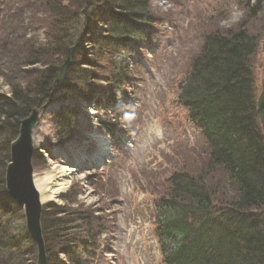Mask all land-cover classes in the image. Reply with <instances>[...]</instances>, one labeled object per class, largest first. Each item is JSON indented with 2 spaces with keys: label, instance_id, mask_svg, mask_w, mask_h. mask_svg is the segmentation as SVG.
Listing matches in <instances>:
<instances>
[{
  "label": "trees",
  "instance_id": "trees-1",
  "mask_svg": "<svg viewBox=\"0 0 264 264\" xmlns=\"http://www.w3.org/2000/svg\"><path fill=\"white\" fill-rule=\"evenodd\" d=\"M40 2L46 23H33L31 28L45 29L44 43L25 38L26 32L22 37L0 39L1 58L13 55L12 63L20 69L43 67L34 69L25 87L7 78L11 95L0 92V264H37L35 245L25 248L31 243L25 228L14 225L22 211L11 202L5 186L10 143L18 135L20 121L34 108L58 100L62 107L55 113L57 141L81 139L76 121L82 115L80 106L68 104L101 92L136 94L132 87L141 66L138 61L130 66L117 56L138 57L144 49L159 47L163 24L171 21L170 14L154 5L155 0ZM235 2L247 19L235 29L206 31L179 84L177 100L199 130L205 170L198 175L185 168L172 170L164 193L155 201V232L165 264H264V135L252 72L260 31H252L246 22L264 13V0ZM30 4L32 10L35 3ZM22 11L20 7L16 13ZM2 12L4 19L9 16ZM99 19L105 23V33L86 35L85 30ZM70 47H74L73 63L59 83ZM64 89L71 94L56 97ZM69 95L73 100L65 104ZM98 121L99 130L114 135L119 124L116 116L106 114ZM45 160L35 152V167ZM215 172L225 175L229 187L228 197L219 202L214 198L218 188L207 180ZM76 194L65 197L63 205L51 203L43 209L45 264H86L89 256L93 259L95 252L108 245L107 239H100L107 229L105 217L97 213L104 210L85 204L72 209Z\"/></svg>",
  "mask_w": 264,
  "mask_h": 264
},
{
  "label": "rangeland",
  "instance_id": "rangeland-1",
  "mask_svg": "<svg viewBox=\"0 0 264 264\" xmlns=\"http://www.w3.org/2000/svg\"><path fill=\"white\" fill-rule=\"evenodd\" d=\"M167 1L170 3L165 4L163 0L154 3L159 11L171 15L172 22L163 24L164 44L152 52L141 53L144 61L135 97L126 100L120 96L116 103H108L101 95L97 112L90 102L82 101L91 117L82 115L76 119L81 138L76 143H60L55 136L52 112L60 108L61 102L41 113L34 132L35 146L46 159L44 164L35 167L36 178L53 165L75 162L81 165V158L98 154L105 148L102 163L96 159V165L91 166L89 162L92 160L85 159L65 193L58 200L46 203L63 205L64 198L77 191L76 204H72V209L85 204L104 210V213H97L105 217L107 229L101 232L100 239H107L108 245L100 253L95 252L93 259L90 260L89 256L86 264H164L155 234V201L164 193L166 179L172 170L185 168L196 175L205 170L199 130L188 119L187 109L177 100L179 84L190 59L200 50L206 31L211 28L235 29L247 17L235 5V0ZM30 3H35L32 10ZM20 7L23 11L16 13ZM41 8L39 0H14L11 3L10 0H0V21L4 25L0 23V39L22 37L26 32L25 38L44 43L45 29L40 26L37 30L32 29L33 23H46V15L39 11ZM3 9L5 14H9L5 19ZM241 11L238 22L232 23V14ZM11 19L13 22H8ZM246 22L252 31H260L256 52L252 56V72L259 95L264 85V13ZM85 31L92 37L104 34L103 19ZM86 47L89 48L90 44ZM12 60L13 55L0 57V92L7 96L11 95L7 78L19 81L25 87L28 79L33 78L34 69L43 68L37 64L20 69ZM86 79L94 83L91 77ZM69 93V89H64L56 92V97ZM72 100L69 95L65 104ZM127 102L129 108L125 107ZM80 103L81 98L78 97L68 106ZM115 110L123 118L120 120L123 130L113 142L99 130L96 115L107 113L110 118ZM224 177L222 172L207 176V180L218 188L214 196L217 202L228 197L229 187ZM99 181L107 182V185ZM21 211L22 215L16 216L14 225L25 228L24 212ZM59 255L67 260L63 254Z\"/></svg>",
  "mask_w": 264,
  "mask_h": 264
},
{
  "label": "water",
  "instance_id": "water-1",
  "mask_svg": "<svg viewBox=\"0 0 264 264\" xmlns=\"http://www.w3.org/2000/svg\"><path fill=\"white\" fill-rule=\"evenodd\" d=\"M72 51L60 67L57 81H64L67 68L72 63ZM257 113L264 131V85L257 100ZM39 120V110L20 121L17 138L10 146V162L5 171L6 189L9 196L24 210L26 230L37 247V264L46 262V246L42 228V212L45 204L35 185V167L33 164L34 139L33 132Z\"/></svg>",
  "mask_w": 264,
  "mask_h": 264
},
{
  "label": "bare ground",
  "instance_id": "bare-ground-1",
  "mask_svg": "<svg viewBox=\"0 0 264 264\" xmlns=\"http://www.w3.org/2000/svg\"><path fill=\"white\" fill-rule=\"evenodd\" d=\"M100 151L104 152V148ZM95 156V154L89 155L90 158ZM96 158H98V156H96ZM74 175V165L58 164L44 170L42 175L37 176V178L35 177V185L42 201L48 203L49 201L58 200L71 185Z\"/></svg>",
  "mask_w": 264,
  "mask_h": 264
},
{
  "label": "clouds",
  "instance_id": "clouds-1",
  "mask_svg": "<svg viewBox=\"0 0 264 264\" xmlns=\"http://www.w3.org/2000/svg\"><path fill=\"white\" fill-rule=\"evenodd\" d=\"M240 15H242V11L241 12H234L232 14L231 22L232 23L238 22Z\"/></svg>",
  "mask_w": 264,
  "mask_h": 264
}]
</instances>
